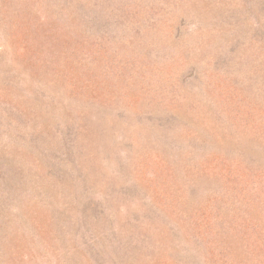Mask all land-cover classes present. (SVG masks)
<instances>
[{
	"label": "rangeland",
	"instance_id": "1",
	"mask_svg": "<svg viewBox=\"0 0 264 264\" xmlns=\"http://www.w3.org/2000/svg\"><path fill=\"white\" fill-rule=\"evenodd\" d=\"M50 1L0 0V147H4L0 149V162L4 161L0 164V172L5 167V175L8 176L9 169L16 167L17 163L20 167L26 161L34 164L46 160L43 154H38V149L28 147L30 153L20 148L17 141L22 136L26 143L29 142L32 147L39 145L44 152L48 147L44 148L41 140L49 137L46 134L53 130L56 120L62 123L61 127L69 125L72 111L76 112L86 101L95 102L94 106H84L91 112H104L106 109L108 113L118 114L107 118L108 125L123 114L125 120L134 124L136 131L123 141H120L121 136V144L109 148L104 146V141L96 144L99 141L90 135L86 139L80 138L83 150L89 156L86 161L80 159L79 164L85 168L96 167L92 176L95 192L98 193L94 196L95 200L103 201L104 196L115 190L113 199H109L111 215L108 216L107 226L102 223L103 220L86 225L84 221L77 220V217L84 219V214L73 216L77 211L74 212L73 203L70 210L66 206L69 218L61 220V231H58L65 238L67 250L55 251L54 257L41 259L30 247L19 251L22 255L8 258L10 250L5 251V241L9 238L13 240L12 233L16 231L12 227L17 221H4L0 223V229L3 234L5 231L8 234L0 238V264H62L55 258L67 260V257L69 264H180V254H184L191 242H188L189 238L179 240L177 233L181 230L188 237L196 229L183 219L178 207H173L180 193L179 180L150 160V155H153L150 144L156 137L151 133V127L146 123L141 125L142 113L148 109L156 118L162 113L167 114L162 106L166 104L170 108L172 97L177 96H185L190 107L194 103V107L204 106L203 110L207 107L217 118L212 125L230 141L222 147L213 145L207 148L206 151L219 158L217 161L223 167H217L204 185H214L219 191L232 183L233 186H242L248 182L253 184V193L260 190L258 182L254 179L249 181L248 175L223 177L227 175L228 167L238 163L251 167L253 159L257 160L255 167H260L256 169L257 173H261L264 167V146L258 145L259 140L264 138V0H98V3L115 10L107 11L104 20L107 17L110 20L108 26L119 33L117 37L106 36V51L101 57L98 55L107 62L106 67L110 70L107 85L97 83L96 73L86 67V58L80 60L74 57L68 67L60 66L61 77L51 76L37 65L40 59L55 61L58 57L56 52L59 49L54 40H70L63 30L71 36L75 35V39H85L86 47L94 45L97 37L103 35V31L96 32L91 21L84 30H80L65 17L67 15L70 19L71 14L64 13V19L53 16L47 21L54 28L45 33V58H38V52L35 54L27 44L30 36L27 20L39 16L37 11L45 13L47 8L53 15L57 14L60 9ZM118 15L128 23L148 15L149 19L160 20L167 29L165 33L156 35L142 34L141 41H138L140 46H136V32L133 31L137 28L118 31L119 23L109 17L116 18ZM13 16L15 18L11 20ZM144 23L147 25L148 21ZM58 25L60 27L57 28ZM70 27L73 33L68 32ZM153 47L154 54H146ZM93 51L98 53L93 49L89 52L95 54ZM120 72L126 74V81L123 78L120 81V75L116 76ZM44 75L49 77H41ZM16 77L26 80L30 93L41 82H49L50 88L58 94L60 104L68 110L64 115L59 113L56 118H49L34 101L26 105L23 102L32 94L19 93ZM29 108V112L33 108L37 113H29L30 122L25 128L19 123L17 113H25ZM184 123L189 124V121L182 122V125ZM139 125L142 127L139 128ZM183 128L179 126V130L173 131L179 141L194 134L192 131L185 133ZM40 130H44L45 134L39 133ZM46 146L48 143H45ZM32 153L40 158H35ZM116 154L123 158L124 167H117ZM132 186L139 190L130 194ZM29 190L22 187L23 198L32 203ZM50 212L51 209L46 207L38 213V218H32L43 231L49 229ZM174 232L176 234L173 235ZM149 242L156 247L152 253L148 252ZM169 256L173 260H168Z\"/></svg>",
	"mask_w": 264,
	"mask_h": 264
},
{
	"label": "trees",
	"instance_id": "2",
	"mask_svg": "<svg viewBox=\"0 0 264 264\" xmlns=\"http://www.w3.org/2000/svg\"><path fill=\"white\" fill-rule=\"evenodd\" d=\"M50 3H54L60 9L57 14L53 15L50 9L47 8L46 14L37 11L39 16H32L33 18L27 20L29 27L27 29L30 30L27 44L32 51H35V54L38 52V58H45L43 53L44 41L47 38L45 33L46 31L51 32L54 28L48 25L47 21L53 16L64 19V13L71 14L70 19L67 15L65 17L69 22L71 21L70 23L75 28L80 30H84L91 21L90 24L95 26L96 32L103 31V35L97 37L94 45L89 44L86 47L87 41L85 39H75V35L71 36L63 30L64 35L70 40L58 41L57 38L54 40L57 44L55 46H58L59 49L56 52L58 57L55 61L40 59L37 65L48 71L51 76L61 77L60 66L68 67L74 57L80 58V60L86 58V67L96 73L97 83L107 85L110 70L106 67L107 62L102 61L100 57L106 51V36L117 37L119 33H115L108 26L110 20L107 17L104 20V15L108 12H115V10L110 9L105 4L98 3V0H51ZM48 13L51 15H48ZM109 17L119 23L117 24L120 26L118 31H132V27L137 28V31H133L136 32L134 34V37L137 38L136 46H140L138 41H141L142 34L155 33L154 35H156L162 32L165 33L167 29L160 20H155L152 17L149 19L148 15L132 23L126 22V19L120 17V15L116 18ZM14 18L13 16L11 20ZM144 21H148V24L146 25ZM70 23H68L69 26H71ZM103 24L105 25L103 26ZM11 26L14 28L12 24ZM58 27L60 26L58 25ZM68 32L73 33V28L70 27ZM121 37L125 39L123 35ZM69 43L73 45H69ZM92 49L98 50V53L94 51L95 54L90 53ZM146 54L152 56L154 47L149 49ZM117 75H120V81H122V78L123 81H126L128 78L124 72L116 73ZM45 76L49 77L48 75L41 77ZM16 81L19 85L17 89H19L20 94L28 92L26 80L16 77ZM30 94H32L31 97L23 103L30 105V101H34L37 108H42L44 113L47 116L49 115V118H56L59 113L64 115L65 110H68L60 104L58 94L53 92L49 82H41L39 87ZM184 98L185 96L172 97L170 108L166 104L162 106L163 112L167 110L168 113H162L157 118L147 109L145 113H142L143 123L140 122L142 126L146 123L148 127H151L150 131L156 137L153 138V143L150 144L153 154L150 155V160L159 169L174 174L175 178L179 180L180 193L175 198L173 207H178L183 219L196 229L195 231L192 230L193 233L188 237L180 229V232L177 233L179 240L183 241L185 238H189L188 242H191V247L182 248H185V252L180 254V264H264V167L261 173H257L256 169L260 167H255L257 160L251 157L254 162L251 167H243L238 163L233 167H228L227 175L223 177L226 179L235 175L240 177L248 175L250 177L249 181L254 179L260 185V190L256 193H253V184L248 182L242 186H233L232 183L229 186H223L219 191L216 190L214 185H204L207 182L206 179L211 177L217 167H223L217 161L219 158L206 151L207 148L213 145L222 147L230 139L224 137V134L219 133L212 125L217 121L214 112L207 110V107L203 110L204 106L202 108L199 106L194 107L195 103L190 107ZM93 103L95 102L86 101L81 103L79 108L75 110L76 112L72 111V122L65 127H61L62 123L56 120L57 124L53 130L50 131V134H46L49 137L41 140L42 146L44 148L48 147L44 149V152L39 149V145L32 147L29 142L26 143L22 136L20 141L16 140L17 145L28 152H30L28 147L38 149V154H43V158H46V160L34 164L26 161L20 164V167L17 163L16 167L9 169L8 176L5 175V167L0 172V205L2 207H0V223L17 221V224L12 227L16 231L12 233L13 240L9 238L5 241V248H7L5 251L10 250L8 258H11V255L18 257L22 255L19 251H25L30 247L33 249L32 252H35L36 256L41 259L54 257L55 251L67 250L68 245L65 238L63 239V234L58 231H61V220L69 218L67 215L68 207L66 206H69L70 210V205L73 203L75 204H73L75 206L74 212L77 209L73 216L78 215V213L84 214V219L77 217V220L84 221L85 225L91 221L96 223L103 220L102 223L107 226L108 216L111 215L109 212L111 200L109 199H113L115 190H111L112 192L109 195L104 196L105 200L100 202L95 200L94 196L98 193L95 192L96 188L93 186L95 182L92 181V176L96 167L85 168L79 164L80 159L83 158L86 161L87 155L89 156L86 150H83L84 146L81 144L80 138L84 137L86 139L90 135L89 137L99 141L96 144L104 141V146L109 148L111 145L119 146L120 141L126 139L127 135L134 134L136 129L133 128L134 124L130 120H125L123 114H119L120 118L117 117V120H112L113 123L108 125L107 118L115 117L118 114L108 113L106 109L104 112H91L92 110L88 107H84L86 104L94 106ZM29 110L30 108L25 113H17L19 123L23 124L25 128L30 122L29 113L35 115L37 113L33 108L30 112ZM108 114L110 115L108 116ZM104 117L106 119H103ZM185 121H189V124L184 123L182 125V122ZM141 125L138 127H142ZM179 126L184 127L185 133L189 131L194 133L191 138L183 139L184 143L179 141V138L173 134V131L179 130ZM58 131H60V134H58ZM39 133L45 134L44 130H40ZM121 136L122 139L120 140ZM45 143H48V146L45 147ZM258 145L264 146V138L259 140ZM132 147L134 146L132 145ZM2 148L0 147V149ZM108 154L110 155V153ZM32 155L35 158H40L33 153ZM255 156L257 157V155ZM115 158L117 159L115 160L118 164L117 167H124L123 158L119 154H116ZM2 163L0 162V164ZM161 167H164V169ZM22 187L30 189L29 191H31L33 197L32 203L24 200ZM137 190L139 189L133 186L129 188L130 194L135 193ZM58 206L64 207L59 208ZM46 207L48 210L51 209V218L49 229L43 231L35 225L36 222H33L32 218L34 216L38 218V213L45 210ZM6 234H8L6 231L3 234L0 229V238ZM149 243L150 250L148 252L151 251L152 253L156 247L151 242ZM8 245L11 246L8 247ZM55 259L59 260L58 263L69 264L67 262L68 257L67 260L64 258ZM167 259L173 260L170 256Z\"/></svg>",
	"mask_w": 264,
	"mask_h": 264
}]
</instances>
